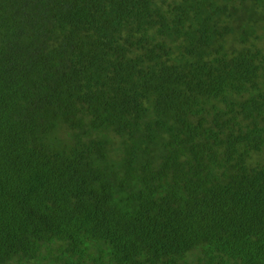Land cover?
Wrapping results in <instances>:
<instances>
[{
	"label": "trees",
	"instance_id": "16d2710c",
	"mask_svg": "<svg viewBox=\"0 0 264 264\" xmlns=\"http://www.w3.org/2000/svg\"><path fill=\"white\" fill-rule=\"evenodd\" d=\"M263 40L264 0H0V264H264Z\"/></svg>",
	"mask_w": 264,
	"mask_h": 264
},
{
	"label": "rangeland",
	"instance_id": "374dc122",
	"mask_svg": "<svg viewBox=\"0 0 264 264\" xmlns=\"http://www.w3.org/2000/svg\"><path fill=\"white\" fill-rule=\"evenodd\" d=\"M259 34H262V33L260 32ZM263 43H264V40H263V42L260 41V43H258V45L263 48L264 47ZM188 258H189L188 260L190 261L191 264H197V262L195 261V257H193V255L189 256Z\"/></svg>",
	"mask_w": 264,
	"mask_h": 264
}]
</instances>
